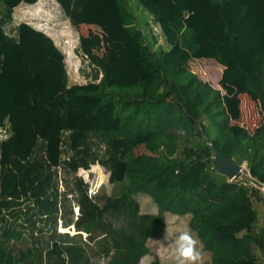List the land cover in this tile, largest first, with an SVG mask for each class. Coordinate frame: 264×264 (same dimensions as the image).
Segmentation results:
<instances>
[{
	"label": "trees",
	"instance_id": "16d2710c",
	"mask_svg": "<svg viewBox=\"0 0 264 264\" xmlns=\"http://www.w3.org/2000/svg\"><path fill=\"white\" fill-rule=\"evenodd\" d=\"M36 1L0 0V264H140L151 248L137 196L191 231L201 264H264V204L243 178L215 176L211 147L264 183V0H55L73 26H106L109 41L135 43L146 75L111 83L85 54L88 87L64 105L57 164L20 119L24 53L13 14ZM38 52L35 64L63 89V61ZM203 58L223 66L220 88L190 68ZM235 92L258 107L252 129L238 122ZM92 165L106 170L110 192L89 195L77 173ZM148 264L176 261L154 253Z\"/></svg>",
	"mask_w": 264,
	"mask_h": 264
},
{
	"label": "rangeland",
	"instance_id": "374dc122",
	"mask_svg": "<svg viewBox=\"0 0 264 264\" xmlns=\"http://www.w3.org/2000/svg\"><path fill=\"white\" fill-rule=\"evenodd\" d=\"M13 15L15 22L20 24L19 43L24 53L21 78L27 105L25 113L20 116L22 126L32 142L39 138L45 139L49 149V159L57 164L60 129L66 124L63 117L64 105L70 98L77 99V93L88 87L85 84L89 80L88 73L92 67L85 54L90 53L100 59L101 65L106 69L104 76L111 83L127 84L135 81L139 75H146L139 68L135 43L122 44L109 41L106 26L84 24L73 26L55 0H37L34 4H21L15 8ZM41 48H49L63 61L68 76L63 89L59 90L35 64V57ZM189 65L205 81L220 88L218 81L223 69L222 65L206 58L192 60ZM99 76H102V73L99 72ZM237 98L240 101L238 122L249 129L254 128L261 118L256 103L246 94L239 93ZM69 112L71 110L67 112V116ZM136 153H147V151L141 147L136 149ZM77 174L89 181L92 193L103 186L107 192H110L108 174L101 166L92 165L88 170L79 169ZM215 176L218 179L225 177L219 172H216ZM137 200L142 212L139 217L140 229L142 233L150 236H146V240L151 248V253L142 257L140 264H148L154 253L171 261L174 258L171 240H174L180 231L186 229L182 223L180 226L174 221L165 223L163 217L157 216V209L148 197L137 196ZM77 211L78 209L75 208V215L78 214ZM163 228H166L163 234L152 237L154 230L163 231ZM60 230L75 233L71 227ZM166 231L170 234L168 240L164 239Z\"/></svg>",
	"mask_w": 264,
	"mask_h": 264
},
{
	"label": "clouds",
	"instance_id": "9594fccd",
	"mask_svg": "<svg viewBox=\"0 0 264 264\" xmlns=\"http://www.w3.org/2000/svg\"><path fill=\"white\" fill-rule=\"evenodd\" d=\"M89 195L91 196L93 193L89 192ZM169 238L170 234L166 231L164 239L168 240ZM171 241L176 264H201L202 254L197 247L198 241L190 230L180 231Z\"/></svg>",
	"mask_w": 264,
	"mask_h": 264
},
{
	"label": "water",
	"instance_id": "95a60500",
	"mask_svg": "<svg viewBox=\"0 0 264 264\" xmlns=\"http://www.w3.org/2000/svg\"><path fill=\"white\" fill-rule=\"evenodd\" d=\"M214 155L213 164L217 172L223 174L227 178L240 177L242 175V165L236 163L232 158L223 154L213 144L211 145ZM74 229V226H71Z\"/></svg>",
	"mask_w": 264,
	"mask_h": 264
},
{
	"label": "built area",
	"instance_id": "2783aa9c",
	"mask_svg": "<svg viewBox=\"0 0 264 264\" xmlns=\"http://www.w3.org/2000/svg\"><path fill=\"white\" fill-rule=\"evenodd\" d=\"M242 165V175L240 177H233V178H227L228 181H233L236 179H242L245 180V184L248 185L249 188L258 191V194L264 204V183H261L257 181L255 178L251 177V175L248 173V170L246 168V164L243 163ZM247 177V178H245Z\"/></svg>",
	"mask_w": 264,
	"mask_h": 264
},
{
	"label": "crops",
	"instance_id": "0c3cea01",
	"mask_svg": "<svg viewBox=\"0 0 264 264\" xmlns=\"http://www.w3.org/2000/svg\"><path fill=\"white\" fill-rule=\"evenodd\" d=\"M258 208V224L261 225L264 221V207L263 205H256Z\"/></svg>",
	"mask_w": 264,
	"mask_h": 264
}]
</instances>
